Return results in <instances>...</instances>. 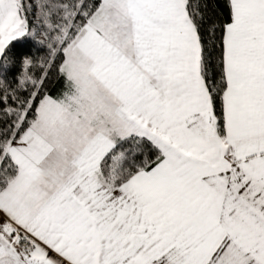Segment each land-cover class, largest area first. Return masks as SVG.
Wrapping results in <instances>:
<instances>
[{
    "label": "snow or ice",
    "instance_id": "1",
    "mask_svg": "<svg viewBox=\"0 0 264 264\" xmlns=\"http://www.w3.org/2000/svg\"><path fill=\"white\" fill-rule=\"evenodd\" d=\"M0 264H264V0H0Z\"/></svg>",
    "mask_w": 264,
    "mask_h": 264
}]
</instances>
